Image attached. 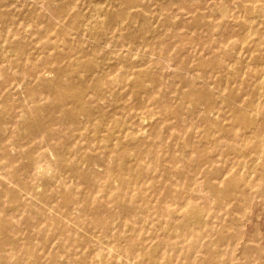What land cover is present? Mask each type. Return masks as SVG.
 <instances>
[{
	"label": "rangeland",
	"instance_id": "1",
	"mask_svg": "<svg viewBox=\"0 0 264 264\" xmlns=\"http://www.w3.org/2000/svg\"><path fill=\"white\" fill-rule=\"evenodd\" d=\"M95 1L0 0V145L11 153L3 161L0 152V218L7 221L0 225V264H163L164 259L172 264H264V0H114L104 5L122 13L116 32L121 40L115 45L110 38L96 52L91 35L76 30L80 21L70 23L78 12L89 16ZM144 21L150 41L139 36ZM60 29L67 32L62 35ZM129 31L134 35L129 37ZM53 43L47 65L53 73L46 77L51 82L58 78L55 67L66 64L58 60L66 49L73 55L82 51L76 67L91 82L89 99L97 97L95 77L105 75L103 113L110 127L117 122L121 135L135 136L123 151L132 169L146 167L140 188L122 185L117 174L104 183L108 168L121 160L103 153L106 143L91 138L84 119L78 126L52 124L57 131L52 145L71 140L81 149L77 155L60 161L48 151L49 158L38 163L48 173L45 181L22 170L30 151L38 149L34 154L39 156L51 146L28 125L37 110L48 117L53 94L26 73L43 62L42 47ZM119 56L125 66L117 67ZM140 71L145 72L141 79ZM23 76L28 79L20 86ZM190 91H205L212 102L197 107ZM242 116L253 123L242 122ZM70 128L76 137L87 134L86 140L69 139ZM88 155L98 157L88 161ZM74 168L93 183L77 177ZM129 173L125 176L132 179ZM25 180L35 187H26ZM10 189L22 194V203L33 204V212L42 208L61 220L60 226L39 222L33 212H13ZM41 191L49 202L40 198ZM66 191L72 201L63 196ZM113 197L131 211L125 213ZM85 206L92 210L84 211ZM110 212L121 216L113 222ZM184 221L195 229L184 232L179 228ZM5 227L13 240L2 234ZM42 227L52 230L50 236L39 232ZM55 228L63 233L53 234ZM153 245L161 246L156 263L141 258V249Z\"/></svg>",
	"mask_w": 264,
	"mask_h": 264
},
{
	"label": "bare ground",
	"instance_id": "2",
	"mask_svg": "<svg viewBox=\"0 0 264 264\" xmlns=\"http://www.w3.org/2000/svg\"><path fill=\"white\" fill-rule=\"evenodd\" d=\"M69 1L72 4H74V2H75V0H69ZM105 3L113 4L114 0H105V1H98L97 0V1L90 4V8L88 11L89 16H85L81 12H78L77 15L74 16V18L70 20V23H75V20L80 21L76 30L79 32L87 31L91 35V37L93 39L94 46H95L94 47L95 52L98 51L97 50L98 48H101V47L107 45L110 42L109 41L110 38L114 39L115 45H117L119 43V41L121 40L120 35L116 34V32L119 31V26H121L123 23V22H121L122 13L119 11L111 12L110 10L106 9V7L104 5ZM52 4H54V3H52ZM122 4H124L127 8V6L130 3L126 2V3H122ZM57 11L62 15L65 14L64 9L59 8ZM149 29H150L149 23H147V21H144L142 31H141L139 36H141L144 39H148V41H150L149 38H145V32H148ZM66 32H67V30H65V29L59 30V33L62 35H64ZM129 32H130L128 35L129 37L134 35L133 31H129ZM50 37L54 38V36H50ZM56 38H57V36H55V39ZM231 41H233V40H231ZM252 42H254V41H252ZM62 43L64 46L68 42L63 38ZM252 44L253 43H250L249 45H252ZM55 47H56V44H54V43L52 45L47 44L46 46H43L42 50L44 52H46L44 54V57H43L44 58L43 62L40 63L39 65H37L36 67H34L32 69V71H29L26 73L28 75H31L34 78V80L36 79L35 82L38 84L39 88L47 89L48 91H51V93L53 94V103L54 104L52 106L48 107L49 109H47L50 113L48 115V117L43 118L42 116H40L37 113L40 110H37V111L32 113L31 119H33V121H31L28 125V129L32 132V134L37 135V137H39L40 135H42L41 136L42 138L46 137L50 141L49 143L51 144V146L49 145L50 146L49 150L41 151V153H39V156H36L34 154V152L37 151L38 149H36L34 151H30V153L28 154V156H29L28 161L25 165L22 166V170H25V171L27 170V172H29V173L35 172L36 175L40 176L45 181V177H47L48 173L45 172L44 170H42L41 165L38 164L39 160L48 159L49 158L48 155L51 151H53L54 153L55 152L57 153V159L59 158L60 161L66 160L69 155H77L81 151V149H78V148L75 149L71 140L67 141L66 143H59V142L56 143L55 142L54 145H52V140L56 139V135H57V131L53 130L52 124L54 123V125H57V126L61 125L62 126V125H66V123H67L68 125L78 126V125H81V122H83V120H81V119H84L85 121L82 123L84 125V128L87 125H89V127L92 128V131L94 133L93 136L91 135V138L97 142L100 141V142L106 143L103 146V148L106 152H103V153H108L107 155H111V158H115V157L119 156L118 159L121 160V162L123 161L122 163L120 162V163L114 164L108 168L107 177L109 176V178H108L109 180H107L104 183L105 184L108 183L110 180H112L115 177V174H117L116 179L122 185L133 186L135 189L140 188L142 178H143L144 173L146 171V167L143 166V167H141V169H138V170L132 169V166L127 164V160H128L129 155H128V153H125L123 151L125 148L124 147L125 144H129L131 142L136 141L135 136H134V134L129 133V131H127L126 134L121 135L122 132H121V129L118 128L117 122L113 121L114 125H112L110 127L109 126L110 124L108 125V123H107V116L103 113L105 105H106V98L108 97L107 96V87L105 85V82H106L105 81V75L100 74V75L95 77L93 84H94V90H96V93H97V97L95 100L89 99L88 98V92L90 91V83L91 82L88 80L89 78L87 76L83 77L82 74L79 72L78 68L76 67L78 65V63L80 62L82 51L76 50V55H73V53L70 52V50L66 49L65 51H60L58 53V56L60 57V59H58L59 62L62 59L63 61L66 62V64H65V66L57 65L58 67H55L54 71H55V74L58 76V78L56 81L51 82L50 80H48L46 78V77H50L48 72H52V70H49L50 67H47V65L52 64V62L50 60L51 59L50 57L52 55L50 54L49 50H54ZM159 49L160 48H158V50ZM8 50L11 52L12 56H13V54L17 55L16 53H13V50L12 49L10 50L9 47H8L7 51ZM2 55H3L2 51H0V57ZM17 60H19V59H17ZM58 60H56V61H58ZM26 62H28V61H26ZM116 64H117V67L119 65L125 66L121 56L117 57ZM38 68H40V69H38ZM119 68H121V67H119ZM121 69H123V67ZM20 73H22V72H20ZM117 73H118V71H117ZM23 75H25V74H23ZM143 75H145L144 71H140V73H138V76L140 79ZM115 77L117 78L116 74H115ZM113 78H112V80H113ZM27 79H28L27 77H24L21 80V82H19L20 86L24 85L23 83L26 82ZM12 83L13 82H11V84H10L11 86H7L6 88H11L13 86ZM5 85H8V84L6 83ZM139 85H140V83H139ZM14 88H19V85L14 86ZM259 88H261V86ZM263 90H261V92H264ZM256 91H257V89H256ZM258 92H260L259 89H258ZM111 95H112V93H111ZM188 95H189V98L192 100V103L195 104L197 107L205 101H208L209 103L212 102L209 94L205 91H201V92L190 91L188 93ZM263 95H264V93H263ZM30 97L32 98V96H30ZM48 99H50V98H48ZM22 106H23V104H22ZM24 111L25 110L21 111L20 117L24 118L26 116ZM7 114H5V115H7ZM57 115H59V116H57ZM143 116H145V115H143ZM150 117L151 118H149V119L152 120V115ZM136 118H138V117H136ZM240 119L242 120V122H245L246 124L248 122L252 121L251 119H249L245 116H242ZM252 123H253V121L249 124H252ZM103 131L106 132L105 135L101 134ZM259 131H261V130H258L257 132H259ZM69 132H70L69 139H72L74 136L73 130L70 128ZM261 136H262V134H261ZM86 137H87V134L85 135V134L81 133L80 136H78V137L74 136V139L82 138V139L86 140ZM123 138H125V139H123ZM92 144H89L88 147H91ZM97 144L98 143H96V145ZM48 151H50V152H48ZM0 152H2L4 154L5 160H3V161H6V159H10L9 156L11 153L6 152V149H4L3 146H1V145H0ZM53 152H51V154H53ZM181 153L183 154V152H181ZM99 155H101V154H99ZM97 157H98V155H88V161H91ZM145 157H147V156H145ZM108 158H110V157H108ZM110 161H111V159H110ZM49 164H51V163L49 162ZM253 169H255V168H253ZM126 171H129L130 173H132V179L125 176ZM73 173L77 177L82 178L86 184H92L93 183V179L88 174L83 175L82 173H80V171L77 168L73 169ZM45 183L50 186L49 182H45ZM24 185L26 187H35V184H31V182H28L27 180H25ZM114 185H115V183H114ZM246 186H247V184H246ZM215 190L217 191L216 188H215ZM34 191H38V190H34ZM103 191H104V189H103ZM10 192H11L10 206H11V209L13 212H16V213H18L20 211H24V212H28V213L33 212V208H34L32 206L33 204L30 205V204L22 203V201L24 199L23 200L21 199V197H20L21 193L17 192L16 190H13V189H10ZM34 194H36V192H34ZM100 194H101V192H100ZM39 196L46 203L49 202V195H47V193L45 191H41L39 193ZM63 196L66 197V199L68 201H72V197L69 196V192H67V191L64 192ZM35 197H38V195ZM113 200L115 201V203L117 205H119L121 207V209L125 213L131 211V209L129 207H127L126 205L123 204L122 200L119 197H113ZM88 210H92V209H90L88 206H85L84 211H88ZM191 210L194 214L198 213V210L196 209V207H193ZM92 212H94V211H92ZM33 214H35L36 219L39 220V222L46 223L48 226L51 224H53V225L56 224L57 226H60L61 220L51 216L46 210H44L42 208L38 209V211L33 212ZM94 214H95V217L100 215L99 211L94 212ZM109 214H110V217H112L113 222H114L116 216H118V219H119V216H121L120 213H118L119 215L118 214L116 215L112 212H110ZM191 215H193V214H191ZM193 220H194V218H193ZM113 222H111V223H113ZM2 224H4V226H6L7 221L0 218V225H2ZM125 226H126V224H125ZM192 226H193V228L190 227L188 222L184 221L183 223H180L179 228L182 229L184 232H190V231H193L195 229L194 225H192ZM110 228H111L110 224L105 223V229L109 230ZM179 228L177 226V229H179ZM39 232L42 233L43 236L47 237V236H50V234L52 233V230H49L46 227H42L39 230ZM54 233H61L62 234L63 232H61V230H59V228H55V230H53V234ZM2 234L4 236L10 237L11 240H13V238L15 237L11 233V231L9 229H7V227H5ZM245 235H247V234H245ZM164 245H165V247L168 246L170 248L176 246L173 244H164ZM160 249H161V246H154V245L152 247H149V248H143V249H141V251L143 252V255L141 256V258L143 260H147V261H151V262L156 263V261L159 257ZM128 250L126 247L125 251H128ZM166 252L168 253L167 248H166ZM165 253H164V255H167ZM140 254H138L139 257H140ZM162 254H163V252H162ZM163 257H165V256H163ZM118 261H120V260H118ZM161 264H162V262H161ZM163 264H172V262H170L169 259H164Z\"/></svg>",
	"mask_w": 264,
	"mask_h": 264
}]
</instances>
